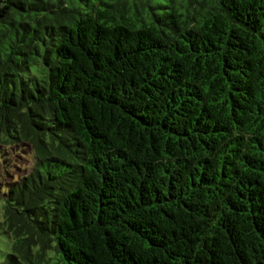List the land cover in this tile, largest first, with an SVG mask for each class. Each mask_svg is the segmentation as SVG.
<instances>
[{
	"label": "trees",
	"instance_id": "1",
	"mask_svg": "<svg viewBox=\"0 0 264 264\" xmlns=\"http://www.w3.org/2000/svg\"><path fill=\"white\" fill-rule=\"evenodd\" d=\"M0 264H264V0H0Z\"/></svg>",
	"mask_w": 264,
	"mask_h": 264
},
{
	"label": "rangeland",
	"instance_id": "2",
	"mask_svg": "<svg viewBox=\"0 0 264 264\" xmlns=\"http://www.w3.org/2000/svg\"><path fill=\"white\" fill-rule=\"evenodd\" d=\"M34 162V155L29 143L0 144V222L2 219L4 186L28 173ZM9 246V238L0 228V262L9 250Z\"/></svg>",
	"mask_w": 264,
	"mask_h": 264
}]
</instances>
